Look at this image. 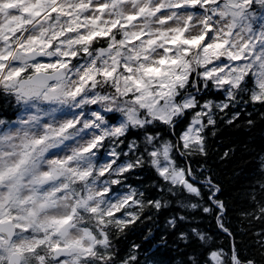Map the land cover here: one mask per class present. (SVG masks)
<instances>
[{"label":"clouds","instance_id":"obj_1","mask_svg":"<svg viewBox=\"0 0 264 264\" xmlns=\"http://www.w3.org/2000/svg\"><path fill=\"white\" fill-rule=\"evenodd\" d=\"M242 100L264 105V0H0V264H136L116 244L148 206L129 176L178 188L175 154L205 155Z\"/></svg>","mask_w":264,"mask_h":264},{"label":"trees","instance_id":"obj_2","mask_svg":"<svg viewBox=\"0 0 264 264\" xmlns=\"http://www.w3.org/2000/svg\"><path fill=\"white\" fill-rule=\"evenodd\" d=\"M197 98L202 103L208 98L223 100L224 96L202 88ZM190 119L191 111L177 121L174 129L157 130L176 140ZM215 120L203 134L205 155L185 158L175 154L178 166L192 169L195 178L188 179L201 190V197L192 196L181 187L167 192L172 186L148 167L129 176L126 183L144 193L148 206L125 229L126 235L116 240L120 257L134 251L136 264H213L210 255L217 252L226 264H232L233 254L241 264H264V214L257 209V201L264 203V195H258L264 194V105L254 106L242 100L236 107L217 112ZM133 137L138 138L139 133L130 132L128 139ZM101 159H105L103 153ZM207 180L219 189L214 199L223 202L222 214L209 200L211 185L204 183ZM156 200L165 206L156 209L151 203ZM186 204L198 206L191 209ZM206 206L213 211L205 213ZM193 229L205 234L204 242Z\"/></svg>","mask_w":264,"mask_h":264},{"label":"snow or ice","instance_id":"obj_3","mask_svg":"<svg viewBox=\"0 0 264 264\" xmlns=\"http://www.w3.org/2000/svg\"><path fill=\"white\" fill-rule=\"evenodd\" d=\"M197 143H203V141L201 139H199V137L197 138ZM188 177H193V179L195 178L194 173L192 171L191 168L188 169H181L180 172L173 177L172 180V184L173 185H178L179 187H181L184 191H186L187 193H189L192 196L195 197H201V190L191 181L188 179ZM204 183L211 185V189H210V195H209V200L212 201V204H214L216 206L217 209H219V211L221 212V214L224 211V204L223 202L219 201L218 199H214L215 196V192H218L219 189L218 187H216L215 185L212 184L211 180H207L204 181ZM194 208H196L198 205L193 204L192 205ZM203 211L205 213H211L213 211V208L211 207H204ZM183 219V217H182ZM218 223H220V218H217ZM221 227H223V225L221 224ZM225 231H227V229H224ZM210 259L211 261H213V264H220V254L217 252H212L210 255ZM232 264H241L240 260L237 258V256L235 254L232 255Z\"/></svg>","mask_w":264,"mask_h":264}]
</instances>
